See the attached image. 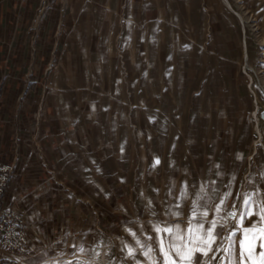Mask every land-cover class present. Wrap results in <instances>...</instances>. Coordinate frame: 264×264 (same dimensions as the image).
Masks as SVG:
<instances>
[{
	"label": "crops",
	"instance_id": "0c3cea01",
	"mask_svg": "<svg viewBox=\"0 0 264 264\" xmlns=\"http://www.w3.org/2000/svg\"><path fill=\"white\" fill-rule=\"evenodd\" d=\"M183 2L0 0L2 201L37 251L22 264L153 221L209 236L230 214L254 146L249 99L231 69L183 63Z\"/></svg>",
	"mask_w": 264,
	"mask_h": 264
},
{
	"label": "rangeland",
	"instance_id": "374dc122",
	"mask_svg": "<svg viewBox=\"0 0 264 264\" xmlns=\"http://www.w3.org/2000/svg\"><path fill=\"white\" fill-rule=\"evenodd\" d=\"M190 3L192 10L177 17L176 30L181 39L176 46L183 63L193 57L192 62H206L209 68L213 64L215 69H231L232 80L245 89L249 99L245 115L254 146L230 214L225 221L215 223L211 239L194 235L192 230L173 229L169 221L167 229L171 231H165L164 221H153L149 226L142 223L135 237L111 241L71 257L50 256L40 264H264V0ZM212 52L221 54L216 57L229 54L230 64L227 60H211ZM203 54L208 57L206 61L201 59ZM153 225L161 227L163 245L154 235ZM30 259L17 258L16 263Z\"/></svg>",
	"mask_w": 264,
	"mask_h": 264
},
{
	"label": "built area",
	"instance_id": "2783aa9c",
	"mask_svg": "<svg viewBox=\"0 0 264 264\" xmlns=\"http://www.w3.org/2000/svg\"><path fill=\"white\" fill-rule=\"evenodd\" d=\"M12 166L0 161V264H17L7 260L4 253H10L29 259L36 254L30 243L23 218L3 204L4 190L8 184Z\"/></svg>",
	"mask_w": 264,
	"mask_h": 264
},
{
	"label": "snow or ice",
	"instance_id": "6c2138e0",
	"mask_svg": "<svg viewBox=\"0 0 264 264\" xmlns=\"http://www.w3.org/2000/svg\"><path fill=\"white\" fill-rule=\"evenodd\" d=\"M165 231H171V229H166ZM209 239H211V233H209ZM207 242L208 241H205V243H207ZM209 250H210V247H209ZM205 254H207V253L205 252ZM165 255H167V253H165ZM261 255H264V253H262Z\"/></svg>",
	"mask_w": 264,
	"mask_h": 264
},
{
	"label": "bare ground",
	"instance_id": "6f19581e",
	"mask_svg": "<svg viewBox=\"0 0 264 264\" xmlns=\"http://www.w3.org/2000/svg\"><path fill=\"white\" fill-rule=\"evenodd\" d=\"M227 4H228V6H230V4L227 2ZM230 8H231V6H230Z\"/></svg>",
	"mask_w": 264,
	"mask_h": 264
}]
</instances>
